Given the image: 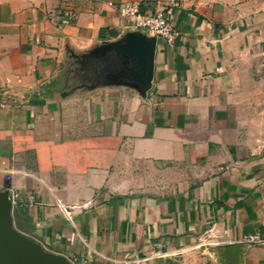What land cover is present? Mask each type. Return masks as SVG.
Listing matches in <instances>:
<instances>
[{
  "label": "crops",
  "instance_id": "1",
  "mask_svg": "<svg viewBox=\"0 0 264 264\" xmlns=\"http://www.w3.org/2000/svg\"><path fill=\"white\" fill-rule=\"evenodd\" d=\"M122 1L0 0L14 227L90 264H264L234 242L264 233V0H175L170 45ZM131 32L155 41L144 91L95 56Z\"/></svg>",
  "mask_w": 264,
  "mask_h": 264
},
{
  "label": "water",
  "instance_id": "2",
  "mask_svg": "<svg viewBox=\"0 0 264 264\" xmlns=\"http://www.w3.org/2000/svg\"><path fill=\"white\" fill-rule=\"evenodd\" d=\"M154 48V39L131 32L122 41L97 49L95 56L99 58L104 49L109 51L125 64L120 76L144 91L152 78ZM11 208L8 190L0 191V264H71L64 255L46 250L34 238L17 230L12 222Z\"/></svg>",
  "mask_w": 264,
  "mask_h": 264
},
{
  "label": "built area",
  "instance_id": "3",
  "mask_svg": "<svg viewBox=\"0 0 264 264\" xmlns=\"http://www.w3.org/2000/svg\"><path fill=\"white\" fill-rule=\"evenodd\" d=\"M158 6L153 11L144 12L139 8V4L124 0L118 5L119 14L129 20L131 27L146 31L158 38L164 39L167 44H173L177 31L172 23V8L176 5L175 0H156ZM10 176H5L6 180H9ZM11 203L14 204L17 201V194L10 193ZM67 214V213H66ZM235 243H240L246 246L264 247V233L255 231L249 232L237 240ZM71 264H90L83 258L78 256H72L69 258ZM125 264H135V261L129 263L126 260H122Z\"/></svg>",
  "mask_w": 264,
  "mask_h": 264
}]
</instances>
